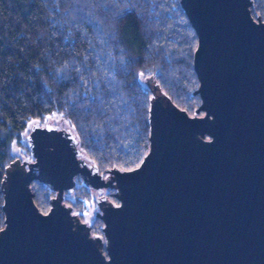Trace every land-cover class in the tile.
<instances>
[{
	"label": "water",
	"instance_id": "obj_1",
	"mask_svg": "<svg viewBox=\"0 0 264 264\" xmlns=\"http://www.w3.org/2000/svg\"><path fill=\"white\" fill-rule=\"evenodd\" d=\"M179 4L197 38L194 115L152 84L148 151L104 173L71 129L31 125L32 160L13 159L0 182V264H264V22L252 0ZM76 179L113 191L116 204L94 200L102 236L63 202ZM36 180L55 194L46 213Z\"/></svg>",
	"mask_w": 264,
	"mask_h": 264
},
{
	"label": "trees",
	"instance_id": "obj_2",
	"mask_svg": "<svg viewBox=\"0 0 264 264\" xmlns=\"http://www.w3.org/2000/svg\"><path fill=\"white\" fill-rule=\"evenodd\" d=\"M252 1L264 22V0ZM196 42L179 0H0V182L13 145L30 157L27 124L54 115L99 172L133 170L149 148L152 84L189 115L201 103ZM90 190L80 182L64 200L80 218ZM31 191L46 213L55 194L37 180ZM1 205L0 193V230ZM90 227L101 236L96 217Z\"/></svg>",
	"mask_w": 264,
	"mask_h": 264
},
{
	"label": "rangeland",
	"instance_id": "obj_3",
	"mask_svg": "<svg viewBox=\"0 0 264 264\" xmlns=\"http://www.w3.org/2000/svg\"><path fill=\"white\" fill-rule=\"evenodd\" d=\"M139 81L143 84V85H145V82H144V77L143 76H139ZM44 123H49L50 125H52V126H56L57 128H63V129H71L72 130V128H70V126H69V124H68V122L67 121H64L62 118H60V117H58V116H56V115H54V116H47V117H45L44 118V120L43 121H39V120H33V121H31V122H29L28 124H27V126H26V128H25V132L23 133V135H22V141H24V143H26V141H25V136L29 133V128H30V126L31 125H40V126H43L44 125ZM12 152H13V154L17 157V159H19V160H21V161H24V160H26V161H31L32 160V156H31V153H30V157H26L25 156V153L22 151V150H20L19 148H17L16 146H14L13 145V148H12ZM80 156L84 159V160H87V158L85 157V155L83 154V152L81 151V154H80ZM16 159V158H15ZM87 162L89 163V162H91L90 160H87ZM76 186L77 185H79V183H80V180H77L76 179ZM104 189H106V188H103V189H101V190H103V193H104V195H106L105 197L108 199V198H113V197H111V194H112V190H104ZM95 190H90V192H91V196H90V200L89 201H87V202H85V207H84V209L82 210V212H80V214H81V218H80V220H82V221H84V222H86L89 226H90V224L92 223V220H93V218L94 217H96V212H97V205H96V203H94V200L96 199V198H99V195H98V193L97 192H100V191H95ZM74 192V191H73ZM73 192L71 193V194H65L64 195V200L65 199H71L72 197H73ZM110 194V195H109ZM64 200H63V202H64ZM113 200H114V198H113ZM112 200V201H113ZM109 201V200H108ZM110 202H111V200H110ZM65 204V203H64ZM68 206V205H67ZM75 214V213H74ZM78 215V214H77ZM79 216V215H78ZM102 226H103V224H102ZM91 228V227H90ZM102 236V235H101Z\"/></svg>",
	"mask_w": 264,
	"mask_h": 264
},
{
	"label": "flooded vegetation",
	"instance_id": "obj_4",
	"mask_svg": "<svg viewBox=\"0 0 264 264\" xmlns=\"http://www.w3.org/2000/svg\"><path fill=\"white\" fill-rule=\"evenodd\" d=\"M104 176H105V174H104ZM104 190H110V189H108V188H106V189H104ZM95 192V191H94ZM98 193V195H99V198L101 197V196H106V195H104V193H103V190H101L100 192H97ZM110 195V194H109ZM110 201V200H109ZM111 202H114V201H111ZM115 204L117 203V202H114Z\"/></svg>",
	"mask_w": 264,
	"mask_h": 264
}]
</instances>
